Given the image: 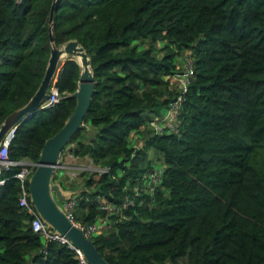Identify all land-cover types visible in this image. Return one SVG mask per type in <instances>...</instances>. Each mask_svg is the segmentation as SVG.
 Segmentation results:
<instances>
[{
    "label": "trees",
    "instance_id": "16d2710c",
    "mask_svg": "<svg viewBox=\"0 0 264 264\" xmlns=\"http://www.w3.org/2000/svg\"><path fill=\"white\" fill-rule=\"evenodd\" d=\"M53 3L55 44L83 45L94 76L66 146L108 167L81 188L54 175L73 220L99 221L89 237L112 264H264V0H0V123L42 79ZM59 66L58 101L18 122L10 158L37 162L74 108L81 66ZM16 170L0 171V264H87L32 229Z\"/></svg>",
    "mask_w": 264,
    "mask_h": 264
},
{
    "label": "water",
    "instance_id": "95a60500",
    "mask_svg": "<svg viewBox=\"0 0 264 264\" xmlns=\"http://www.w3.org/2000/svg\"><path fill=\"white\" fill-rule=\"evenodd\" d=\"M53 8L54 3L48 18L51 46L44 74L37 89L27 102L7 114L0 123V144L4 138H11L18 122L28 117L34 109L41 107L42 101L49 96L47 89L60 69V66L58 67L60 59H64L68 55L76 59L81 66V71L77 88L72 93L75 97V106L61 127L47 137L42 145L38 160L28 177L29 199L48 231L64 237L71 245L80 249L84 262L87 264H112L99 252L84 229L68 217L58 202L60 199L71 198L75 193L73 189L63 187L58 180L54 179V175L61 176L60 170L63 166L59 157L69 139L83 124V118L89 108L93 93L94 76L89 56L83 45L75 39H70L62 45L55 44L51 32Z\"/></svg>",
    "mask_w": 264,
    "mask_h": 264
},
{
    "label": "built area",
    "instance_id": "2783aa9c",
    "mask_svg": "<svg viewBox=\"0 0 264 264\" xmlns=\"http://www.w3.org/2000/svg\"><path fill=\"white\" fill-rule=\"evenodd\" d=\"M180 81L181 85L183 86V91L185 90V83L187 82V77L186 74L178 79V82ZM47 92L49 93V96L42 101L41 107H47L52 105L54 102L58 101L60 97V93L57 89V87L54 84L49 85ZM182 92L177 96V100L181 98ZM177 107V101H174L171 103V108L168 110V113L166 115V118L169 119L168 125L173 126L171 119L174 116V113L176 111ZM158 127V126H157ZM13 134V133H12ZM12 138V137H11ZM11 138H4L0 144V171L2 168L8 169L13 166H18V170L15 171L14 176L19 180L20 184V190H19V195H18V203L21 207L25 208L29 213L32 214V219H31V226L34 231L40 232L44 237L48 238H55L60 241H67L64 237L52 234L48 231V228L46 227L45 223L41 220V218L37 215L30 199H29V190H28V177L31 174V172L34 169L35 163L30 161L27 158H17L13 159L8 156V147ZM60 161V159H59ZM63 167H65L64 164H62ZM95 170H97L99 173L103 171H107L108 167L107 166H98ZM148 177L150 181H155L157 177V171H151L148 173ZM75 205V199L72 196L69 199L63 200V204L61 207L65 210L67 213L68 217L75 223L79 224L85 231V233L89 236V234H92L96 232L100 224L95 223L92 225H89L88 227H84L80 223L76 222L73 220V215H72V209ZM105 208L112 209L114 208L113 205L110 204H105ZM77 252L79 253L80 258L82 261H84L83 256L81 255V252L78 248H76Z\"/></svg>",
    "mask_w": 264,
    "mask_h": 264
},
{
    "label": "rangeland",
    "instance_id": "374dc122",
    "mask_svg": "<svg viewBox=\"0 0 264 264\" xmlns=\"http://www.w3.org/2000/svg\"><path fill=\"white\" fill-rule=\"evenodd\" d=\"M188 54V52L186 51L183 55H182V57L183 56H186ZM63 60V58H61L60 59V61H59V63H58V67H59V64H60V62ZM181 76H178V75H173L172 77H171V80L173 81V83L174 84H176L177 85V82H178V79L180 78ZM136 144L138 145V146H140L141 145V140L140 139H138L137 140V142H136ZM69 147V145L68 146H66V148H68ZM66 148L63 150L64 151V153L63 154H66L67 153V151H66ZM65 160V158L63 157V158H61V161H62V163L61 164H70V165H72V166H77V167H73V168H70V171L71 172H69V174H67V177H69V178H71L73 181H75L76 182V185H77V187H79V188H81V187H83V175L81 174V171H87L89 174H94L95 172H97V173H99L97 170H95L99 165H96V164H94L91 160L90 161H88L87 159H83V160H78V161H64ZM156 162H158V161H156ZM83 164V165H82ZM157 165V164H156ZM157 167V166H156ZM61 173H60V175L62 176L63 174H64V171H65V169H64V167L63 168H61ZM60 176V177H61ZM74 178V179H73ZM58 202H59V204L60 205H62L63 204V200H58ZM98 223H99V221H98Z\"/></svg>",
    "mask_w": 264,
    "mask_h": 264
},
{
    "label": "crops",
    "instance_id": "0c3cea01",
    "mask_svg": "<svg viewBox=\"0 0 264 264\" xmlns=\"http://www.w3.org/2000/svg\"><path fill=\"white\" fill-rule=\"evenodd\" d=\"M66 151H67V153L66 154H63V153H61V155H60V162L62 163V161H61V158H65V160L64 161H78V160H83V159H87L88 161H90V158L88 157V156H85V157H78V156H74V155H72L70 152H69V150H68V148L66 149ZM64 164V163H63ZM65 165V164H64ZM83 165V164H82ZM73 167H77V166H72V165H68V164H66L65 165V167H64V169H65V171H64V174L61 176V177H65V176H67V174H69V172H71L70 171V168H73ZM74 179V178H73ZM72 180V179H71ZM73 181V180H72Z\"/></svg>",
    "mask_w": 264,
    "mask_h": 264
},
{
    "label": "bare ground",
    "instance_id": "6f19581e",
    "mask_svg": "<svg viewBox=\"0 0 264 264\" xmlns=\"http://www.w3.org/2000/svg\"><path fill=\"white\" fill-rule=\"evenodd\" d=\"M80 250V249H79Z\"/></svg>",
    "mask_w": 264,
    "mask_h": 264
}]
</instances>
